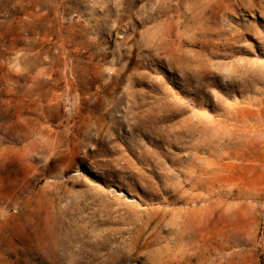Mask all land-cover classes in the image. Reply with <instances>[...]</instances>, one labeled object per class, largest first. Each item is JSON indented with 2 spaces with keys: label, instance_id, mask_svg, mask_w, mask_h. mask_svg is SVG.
<instances>
[{
  "label": "rangeland",
  "instance_id": "1",
  "mask_svg": "<svg viewBox=\"0 0 264 264\" xmlns=\"http://www.w3.org/2000/svg\"><path fill=\"white\" fill-rule=\"evenodd\" d=\"M243 1L0 0V264H174L210 223L216 264H264Z\"/></svg>",
  "mask_w": 264,
  "mask_h": 264
},
{
  "label": "bare ground",
  "instance_id": "2",
  "mask_svg": "<svg viewBox=\"0 0 264 264\" xmlns=\"http://www.w3.org/2000/svg\"><path fill=\"white\" fill-rule=\"evenodd\" d=\"M248 3L253 4V0H246ZM244 2H241L244 5ZM209 230L204 232V227H195L193 239L194 243L191 247V251H189L184 258V260H180L179 262H174V264H204L205 259L206 262H210L211 264H216L218 259L217 257H213V253L215 252V230L214 227L208 224ZM208 246V252L205 253L204 246ZM173 264V263H172Z\"/></svg>",
  "mask_w": 264,
  "mask_h": 264
}]
</instances>
